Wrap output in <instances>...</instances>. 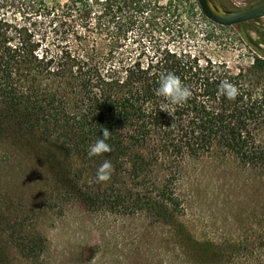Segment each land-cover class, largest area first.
Listing matches in <instances>:
<instances>
[{
	"label": "trees",
	"instance_id": "1",
	"mask_svg": "<svg viewBox=\"0 0 264 264\" xmlns=\"http://www.w3.org/2000/svg\"><path fill=\"white\" fill-rule=\"evenodd\" d=\"M242 30L207 19L198 0H0V141L54 145L68 162L67 194L93 206L161 221L184 214L176 183L191 161L264 171V48ZM229 32L243 36L249 64L224 59ZM168 73L191 92L180 105L157 95ZM222 82L237 87L234 99ZM105 128L110 151L89 156ZM105 161L110 179L98 181Z\"/></svg>",
	"mask_w": 264,
	"mask_h": 264
},
{
	"label": "rangeland",
	"instance_id": "2",
	"mask_svg": "<svg viewBox=\"0 0 264 264\" xmlns=\"http://www.w3.org/2000/svg\"><path fill=\"white\" fill-rule=\"evenodd\" d=\"M217 1L236 10L258 0ZM237 25L264 48V16ZM242 37L229 32L222 39L234 69L251 61ZM209 46L221 53L217 43ZM67 166L59 149L34 137L0 141V264H264L263 170L231 158L191 161L176 183L184 214L161 221L69 196ZM199 245L214 255L202 258Z\"/></svg>",
	"mask_w": 264,
	"mask_h": 264
},
{
	"label": "clouds",
	"instance_id": "3",
	"mask_svg": "<svg viewBox=\"0 0 264 264\" xmlns=\"http://www.w3.org/2000/svg\"><path fill=\"white\" fill-rule=\"evenodd\" d=\"M220 91L229 99H234L238 94L237 87L228 82L221 83ZM157 95L165 97L172 105H180L186 102V100L190 97L191 92L188 87L181 83L179 77L173 73H168L160 77ZM161 110L164 111V109ZM102 136L103 139H98L93 145L90 146L88 152L89 156L100 155L110 151V146L105 142L109 136V131L106 128L102 131ZM111 171V163L105 161L97 169V180L108 181L110 179Z\"/></svg>",
	"mask_w": 264,
	"mask_h": 264
},
{
	"label": "water",
	"instance_id": "4",
	"mask_svg": "<svg viewBox=\"0 0 264 264\" xmlns=\"http://www.w3.org/2000/svg\"><path fill=\"white\" fill-rule=\"evenodd\" d=\"M203 15L221 26H233L248 21L256 20L264 16V0L236 10H225L217 0H198Z\"/></svg>",
	"mask_w": 264,
	"mask_h": 264
}]
</instances>
